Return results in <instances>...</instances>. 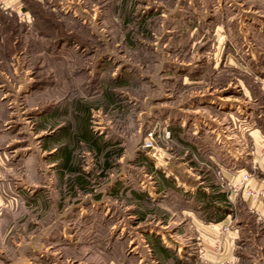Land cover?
<instances>
[{
	"label": "rangeland",
	"instance_id": "rangeland-1",
	"mask_svg": "<svg viewBox=\"0 0 264 264\" xmlns=\"http://www.w3.org/2000/svg\"><path fill=\"white\" fill-rule=\"evenodd\" d=\"M30 7L34 31L0 72V264L88 263L120 232L144 264L150 236L196 255L177 195L223 191L219 163L264 181V133L263 161L250 148L264 132V0ZM251 220L237 264H264Z\"/></svg>",
	"mask_w": 264,
	"mask_h": 264
},
{
	"label": "crops",
	"instance_id": "crops-1",
	"mask_svg": "<svg viewBox=\"0 0 264 264\" xmlns=\"http://www.w3.org/2000/svg\"><path fill=\"white\" fill-rule=\"evenodd\" d=\"M31 1L33 0H0V72L2 73L4 72L3 67L7 62L13 65L18 63L16 51L21 44H26L22 37L26 35L27 32L34 31L32 27L34 23V14L30 7ZM18 13L26 14L25 20L21 19ZM31 28L32 30L30 31ZM1 97L3 96H0V98ZM263 133L261 127H257L253 131H250V135L253 136L252 139L255 141L253 144H256L250 147L252 149L255 148L253 151L255 154L252 156V160L255 162L262 158L258 145L262 140ZM243 163L247 165L245 161H243ZM261 163L260 166L262 165ZM219 165V168L224 171L227 181H238L239 177L237 176V172L239 170L236 171V169H233V167L229 165L225 166V164L220 163ZM244 168L248 169L247 167ZM252 182L256 186L264 185V181L255 182V180L252 179L250 183ZM201 188L207 193H211L207 187ZM223 191L226 193L227 199H230V202L235 205V208H230V211H228L226 216L220 221H207L202 217L200 207L196 205L194 207L192 205L191 201L194 200L196 191L193 192L190 200L184 193L177 195L178 198L182 195L183 199L181 200H184L181 203L182 207L180 209L182 216L185 217H182L181 220H183V218L191 220L190 225L195 230L197 239L195 245L196 255L194 256L192 252H189V254L183 256L181 251H173L166 240L163 239L162 241L160 237L150 236L151 239L148 240L145 245L148 246L147 249L151 251V253L155 254L152 260L156 264H187L188 260H191L189 261L191 264H237L236 249L239 246L238 239H242L241 237H244L246 234L245 229L251 227L249 226L250 217L254 218L251 222L252 224L255 222L256 227L259 225V222L262 224L264 223V201L256 202L252 199L250 200V198L243 197L241 193L230 190L228 186H225ZM185 197L187 199H184ZM228 223H230V230L228 233H223V249L221 252H218L214 248L216 234L221 232L223 226ZM180 224L182 223L180 222L178 226ZM176 232L177 235L175 234V236H182L184 240H188L189 237L191 238V236L186 233V227L184 226L179 228ZM121 235L122 232L111 234V238L105 240L103 248L97 246L98 250L95 249L93 252L90 251V254L88 253L92 257H90L91 259L88 263L84 264H144L145 254L140 252L137 248L130 249L129 243L126 239L121 238ZM149 235L150 234H148V236ZM250 236L251 235L248 237L251 238ZM174 241L181 242L176 238H174ZM91 244L96 247V242L92 241ZM183 245L186 246L187 243ZM198 247H202L204 250L203 257L197 252ZM177 248L179 250L181 246ZM175 257H177L179 261H176ZM194 258H197L195 263L192 261Z\"/></svg>",
	"mask_w": 264,
	"mask_h": 264
},
{
	"label": "built area",
	"instance_id": "built-area-1",
	"mask_svg": "<svg viewBox=\"0 0 264 264\" xmlns=\"http://www.w3.org/2000/svg\"><path fill=\"white\" fill-rule=\"evenodd\" d=\"M18 14L21 19L25 18L26 16V14L24 13H18ZM151 145L152 142L149 141L148 146ZM262 152L264 154V142H262ZM217 175H218V179L221 180L222 185L224 187L228 186V188L232 191L235 192L242 191V193H244L254 201H259L264 198V187L263 186L255 187L251 185L250 181L253 179V173L249 169L242 168V170H239L237 172V176L239 177L238 181H227L224 171L220 168L217 171ZM229 230H230V223L225 224L222 228V231L216 234L215 243H214V248L216 251L221 252V250L223 249V242H224L223 233H228ZM197 252L201 257L204 256V250L202 249V247H198Z\"/></svg>",
	"mask_w": 264,
	"mask_h": 264
},
{
	"label": "trees",
	"instance_id": "trees-1",
	"mask_svg": "<svg viewBox=\"0 0 264 264\" xmlns=\"http://www.w3.org/2000/svg\"><path fill=\"white\" fill-rule=\"evenodd\" d=\"M195 193V205L200 207L202 217L207 221H220L226 216L227 212L230 211L231 207L227 202L228 199L225 192L220 191L209 194L202 189H198ZM175 259L179 261L177 257H175ZM187 264H191L189 260Z\"/></svg>",
	"mask_w": 264,
	"mask_h": 264
}]
</instances>
